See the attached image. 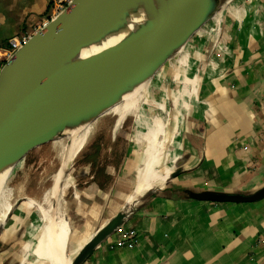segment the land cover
<instances>
[{"label":"crops","instance_id":"1","mask_svg":"<svg viewBox=\"0 0 264 264\" xmlns=\"http://www.w3.org/2000/svg\"><path fill=\"white\" fill-rule=\"evenodd\" d=\"M48 5L0 0V46L29 32ZM222 12V32L219 22L204 32L201 26L181 48L188 52L173 78L186 85L158 81L142 96L126 158L108 187L92 180L64 201L60 217L74 253L114 215L125 213L82 264H264V198L217 203L188 197L264 186V0H232ZM205 45L211 49L201 52ZM190 78L194 84L186 82ZM166 98L178 105L171 118L159 104ZM147 153H154V166L144 170L151 162ZM85 170L80 173L87 175ZM36 221L24 226L23 235L35 230Z\"/></svg>","mask_w":264,"mask_h":264},{"label":"water","instance_id":"2","mask_svg":"<svg viewBox=\"0 0 264 264\" xmlns=\"http://www.w3.org/2000/svg\"><path fill=\"white\" fill-rule=\"evenodd\" d=\"M215 7L214 0H73L0 67V172L34 149L66 138V129L93 122L123 94L146 83ZM139 8L148 14L144 23L117 44L80 58L83 47L123 29L129 12ZM188 197L252 203L264 198V186L251 193L204 190ZM124 218L119 212L109 219L71 264H82Z\"/></svg>","mask_w":264,"mask_h":264},{"label":"rangeland","instance_id":"3","mask_svg":"<svg viewBox=\"0 0 264 264\" xmlns=\"http://www.w3.org/2000/svg\"><path fill=\"white\" fill-rule=\"evenodd\" d=\"M215 2V11L203 25V32L206 30V28L215 24V22L220 23L221 32L224 29V22L226 20L222 11L224 6L231 3L232 0H216ZM213 32L215 33V31ZM213 36L214 34H211V37ZM199 41L201 40L199 39ZM210 49V45H208V47L205 45L204 50H201V52H208ZM185 52L188 51L186 49H180V51L175 53L155 73V77L149 79L145 83L143 95L149 86L157 84L158 81H163V85L168 87H171L174 84L186 85V83L183 82L181 78H173L174 74L177 72L175 68L176 63L184 61L183 59L185 58ZM6 60L8 59L3 58L0 60L1 66ZM174 60H176L175 64ZM184 68L185 66H182L180 70L183 71L182 69ZM170 69L172 70V73L168 77L167 73L170 71ZM186 82L194 84L195 80H191L190 78L186 79ZM142 101L143 99L141 98L136 110L134 111L135 113L125 116L119 123H116V118L112 115L105 114L100 115L94 120L93 131L88 136L79 153H77L73 158L72 163L67 170V175L64 173L65 175L62 177V181H60L58 185L56 198V209L58 210V216L63 218L65 208L64 201H69L73 191L77 193V190L90 185L92 180H95L105 187H108L111 178L113 176L116 177L118 169L122 166L126 158V150L128 148L127 138L133 131V119L143 106ZM168 101L171 102L172 99L167 100L166 98L163 100V102H159V104H162V109L164 110L166 116L171 118L174 115L178 105H172V103L170 105ZM146 103L148 102L146 101ZM155 103L156 104L154 107H152V110L157 112L159 110V105L157 102ZM152 105H154V103H152ZM158 125L156 126H158V128L160 127L161 131V125ZM156 130L158 131V129ZM66 141L67 137L38 147L27 154L21 161L12 166L8 180L6 182V189L9 192L7 195V201L12 209L11 211H8L10 209L9 207L6 212L0 216V223L4 224L0 228V264L46 263L44 259L37 258L34 255V252L38 246V239L40 237H43V239L48 238L49 241H52L53 236L49 233L48 228L43 227L42 218L38 209L26 200L32 199L41 203L46 193L52 188L53 176L56 174L60 164V149L66 144ZM147 154L150 155L149 157L151 162H148L144 165V170L154 166V162H152L154 153L152 155L150 153ZM83 167L86 168L85 172L87 175H82L80 173ZM69 183L72 184L69 185ZM18 203L19 205L17 206ZM54 204L55 199L53 200L51 198L50 209L54 207ZM32 218L37 219V223H35V230L28 228L25 235H23L25 232L24 226H26ZM38 219H40L41 222H39ZM61 221L65 227V221ZM26 236H28V238L31 236L32 237L29 241L25 242L27 239ZM69 237L70 231L68 230L67 242L65 238L64 243V249L66 251V264H71V261L76 254L74 253L76 246L69 243ZM31 241L33 242L32 244L30 243ZM51 246L52 251L47 264H52L53 262L56 241ZM19 257L24 259L19 260ZM10 258L13 259V261H11Z\"/></svg>","mask_w":264,"mask_h":264},{"label":"bare ground","instance_id":"4","mask_svg":"<svg viewBox=\"0 0 264 264\" xmlns=\"http://www.w3.org/2000/svg\"><path fill=\"white\" fill-rule=\"evenodd\" d=\"M147 19L148 14L142 8H139L137 10V13L130 11L126 20V25L123 29L119 30L116 33L107 35L98 43L83 47L80 52V58H85L87 56L100 52L105 48L117 44L130 32L135 30L137 26L144 23ZM144 90L145 83H141L135 86L131 91L122 95L119 103H117L110 109H107L105 112H103V114L112 115L113 117H115L116 123L121 122L125 116L134 113L140 99L143 96ZM93 129L94 121L91 123H83L76 128L66 129L64 131V136L67 137V141L65 146L60 149V170L53 176L52 188L46 193L41 203L32 199L26 200L38 209L42 218L43 227L48 228L49 233L53 236L52 241H49L47 236V239H43V237H40L38 239V246L34 252V255L37 258H41L46 261L45 264L48 263V259L50 258L52 251L51 245L54 244L55 241V256L53 258L52 264H66V251L64 249L66 238L65 227L63 222L61 221V217L58 216L55 207L57 202V188L60 181H62V177L65 175L64 173H66L68 168L70 167L73 158L84 146L88 136L91 134ZM10 171L11 168L8 167L0 172V216L5 213L6 210L10 207V204L7 201V195L9 192L6 189V182L8 180ZM71 184L72 183H69V185ZM51 198L53 200L55 199V204L52 209H50ZM11 209L12 207H10L8 211H11Z\"/></svg>","mask_w":264,"mask_h":264},{"label":"built area","instance_id":"5","mask_svg":"<svg viewBox=\"0 0 264 264\" xmlns=\"http://www.w3.org/2000/svg\"><path fill=\"white\" fill-rule=\"evenodd\" d=\"M72 3L73 0H49L47 12L34 22L29 32L17 34L8 40L7 45L0 46V60L11 58L13 53L20 49L33 34L42 31L51 20L71 7Z\"/></svg>","mask_w":264,"mask_h":264},{"label":"trees","instance_id":"6","mask_svg":"<svg viewBox=\"0 0 264 264\" xmlns=\"http://www.w3.org/2000/svg\"><path fill=\"white\" fill-rule=\"evenodd\" d=\"M0 66H1V63H0Z\"/></svg>","mask_w":264,"mask_h":264}]
</instances>
